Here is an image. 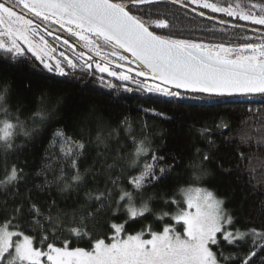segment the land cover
<instances>
[{"label": "snow or ice", "instance_id": "6c2138e0", "mask_svg": "<svg viewBox=\"0 0 264 264\" xmlns=\"http://www.w3.org/2000/svg\"><path fill=\"white\" fill-rule=\"evenodd\" d=\"M159 0H0V52L13 60L28 53L48 73L68 76L69 69L107 73L120 81H133L141 93L155 94L177 100H214L224 97H264V0H234L226 4L212 0H170L172 4H195L212 13H222L254 26L255 37H239V44L205 43L192 39L175 38L156 29L169 27L166 19H147L141 5ZM195 10V9H193ZM204 16L203 11L198 13ZM212 19V17H208ZM221 24L229 23L221 19ZM233 28L245 26L232 24ZM72 37L87 51L77 52V63L60 52L57 59L54 47L45 38L53 37L73 52L76 44L56 33ZM66 62V63H65ZM135 65V68L131 65ZM111 65L121 71H115ZM135 73V76L131 73ZM94 74V73H93ZM142 77L143 79H137ZM103 82V77L100 78ZM108 87H115L110 82ZM125 91H133L125 88ZM9 89L0 90V153L5 156V175L0 179V191L14 201L19 196L18 185L24 179L23 168L7 166V155L22 145L15 143L23 134L31 140L38 128H25L20 110L14 113L8 103ZM202 94L192 96L191 94ZM43 104L44 97L41 98ZM153 115L171 119L154 109ZM241 123L248 125L254 117L264 129V114L253 112ZM49 113L41 107L30 119L43 124ZM147 125L145 124V127ZM230 127L219 120L215 128L221 132ZM131 132L130 118L125 116L117 128L108 134L119 135V129ZM207 137L210 147L215 145L212 129H198ZM131 154L107 163L103 152L100 168L81 171L79 159L87 143L107 148L102 128L94 140L75 139L63 129H56L48 148L41 158V167L35 176H43L42 184L35 187L41 192L52 188L65 200L75 195L81 202L75 208H61L55 198H49L42 208L31 195L9 206L7 199L0 201V264H253L254 258L264 264V226L237 227L236 217L225 207V201L205 187L180 186L170 193H161V207L154 208L155 195H146V189L160 184L173 170L163 155L150 147L145 136L137 140ZM231 141L232 137H225ZM264 148V134L259 137L243 135L236 149L239 163L254 189H264V164L253 165V154L241 147ZM150 154V156H149ZM149 157L141 163L142 158ZM192 181L199 182L207 171L202 167L210 159L207 151L196 149ZM248 161V163H244ZM120 167L121 174L111 170ZM139 169L136 174L123 173L125 169ZM231 171V169H225ZM48 173H52L51 179ZM95 173L92 187L85 177ZM105 175L103 187L96 176ZM259 177V179H258ZM127 185V186H125ZM14 189V191H9ZM31 192V190H29ZM264 206V201H261ZM97 218L104 219L106 231L97 234ZM139 224V230L129 231L130 224ZM92 224V227L89 225ZM250 240V251L225 253L223 245L239 248V243ZM86 241L87 247L73 246Z\"/></svg>", "mask_w": 264, "mask_h": 264}, {"label": "trees", "instance_id": "16d2710c", "mask_svg": "<svg viewBox=\"0 0 264 264\" xmlns=\"http://www.w3.org/2000/svg\"><path fill=\"white\" fill-rule=\"evenodd\" d=\"M212 2L226 4L234 0H212ZM140 7L143 10L141 14L145 15L146 19L150 16L151 19L160 18L168 21L169 27L156 29L158 33L198 42L239 44L244 42L239 37L244 35L255 37L256 33L251 32L249 28L259 27L227 17L222 13H212L209 9H200L195 4H188L187 7L197 12L203 11L205 16L212 17L214 20L228 21L229 23H225L227 25L232 26L238 23L245 27L243 29L223 27L172 4L170 0H159L157 3ZM60 36L76 44V51L71 53V49L63 45L62 41L52 37L54 42L48 41L49 46L56 49L53 55L62 60L59 53L63 51L68 57L80 63L77 55L74 54L87 50L81 48L74 38L68 37L65 33L61 32ZM131 67L135 68V65ZM66 71L71 74L61 76L48 73L38 61L28 55L13 60L11 56H5L0 52V90L5 86L8 87V103L14 113L17 109L20 110V119L24 121L26 130L38 128V134L31 140L23 134L18 135L15 143L22 147L15 153L7 155V166L10 168L12 164H16L23 168L25 176L18 185L19 196L15 201L3 191H0V201L7 199L9 206H12L14 202L18 203L20 199L31 195L42 208L50 197L55 198L61 208L77 207L81 201L75 195L65 200L55 188H52L50 192L39 191L35 186L42 184L44 178L35 176V173L41 167V158L56 129H63L67 135L87 142L94 140L98 128H102L104 136L107 137V148L104 145L98 147L95 143H87L86 150L79 159L81 171L87 168L98 170L101 164V158L98 156L100 152L104 153L107 163H112L115 159L119 164H125V161L119 158L134 151V145L129 137L134 136L137 140H141L147 136L150 147L156 149L159 155L165 156L166 162L173 165L171 173L160 184L146 189V195L157 197L152 201L154 208L161 207V193H170L180 186L205 187L224 199L225 207L238 221L237 227L243 229L250 226H264V206L261 204V201H264V189L252 187L247 179V173L243 171L244 164H240L239 168L236 167L239 163L236 149L240 146V137L243 135L259 137L264 134V129L256 130L260 128L256 117L248 125L241 123L250 115L249 109L253 112L259 110L260 114H264V97L255 100L192 98L177 100L141 93L136 90V86L93 70L66 67ZM101 77H105L107 81L101 82ZM109 82L115 87H108ZM125 88H131L133 91H125ZM42 96L43 104L40 99ZM41 107L50 114L49 118L43 124L38 120L34 124L30 117ZM144 109H154L165 113L171 119L155 116L152 111L145 112ZM125 116L130 118L131 132L120 128L118 136L113 133L109 137L108 134L117 128ZM221 119L226 120L230 125L223 132L215 128L216 123ZM202 127L212 129V139L215 141L213 147L208 145L207 137L201 136L198 131ZM227 136H231L232 140H226ZM197 148L202 152H209L210 159L204 161L202 165L208 174L199 182L193 183L194 169L191 165L193 162L199 163L196 159ZM241 150L246 154H253L254 166L259 167L264 164V148L257 149L253 144L250 148L243 146ZM146 159L149 157L142 158L141 163ZM225 169H231V171H225ZM138 171L139 169L126 168L123 174L127 176L136 174ZM111 174H121L120 167L113 168ZM4 175L5 156L0 153V179ZM94 175L95 173H92L85 177L87 187L81 189L80 197L87 188L92 187ZM48 177L51 179L52 173H48ZM96 180L103 187L105 175L96 176ZM2 218L3 213L0 212V219ZM97 220L98 222L95 223L97 234L103 235L106 231V222L102 218ZM92 226V224L89 225V227ZM139 227V224L132 223L128 230L136 231ZM238 243L239 248L223 245L225 253L239 252L244 255L250 251V240ZM73 246L87 247L88 245L86 241H80ZM253 264H259V259L254 258Z\"/></svg>", "mask_w": 264, "mask_h": 264}, {"label": "water", "instance_id": "95a60500", "mask_svg": "<svg viewBox=\"0 0 264 264\" xmlns=\"http://www.w3.org/2000/svg\"><path fill=\"white\" fill-rule=\"evenodd\" d=\"M175 5H177V6L181 7V8H184V9H186V10H188V11H190V12H192V13L198 15V16H200V15L198 14L199 12L193 10V9L190 8V7H184V6H182L181 4H175ZM200 17L203 18V19H205V20H208V21H213L214 23H216V24H218V25H221V26H223V27H232V26L227 25V24H221V23H219V21H217V20L209 19V18H208L207 16H205V15H204V16H200ZM249 30H250V28H249ZM111 67H112L113 69H115V70L121 71V69L116 68L115 65H111ZM131 75L135 76V73L133 72V73H131ZM137 79H143V78H142V77H137ZM191 95H192V96H200V95H202V94L197 93V94H191ZM259 98H261V96L256 95V96H253V97L233 96V97H224V98H219V99H252V100H255V99H259Z\"/></svg>", "mask_w": 264, "mask_h": 264}, {"label": "rangeland", "instance_id": "374dc122", "mask_svg": "<svg viewBox=\"0 0 264 264\" xmlns=\"http://www.w3.org/2000/svg\"><path fill=\"white\" fill-rule=\"evenodd\" d=\"M71 53H73V51L71 50ZM77 53H75L74 55H76ZM73 55V54H72ZM73 55V56H74ZM75 58H76V56H74ZM90 70H93V71H96L95 70V66L93 65V68L92 69H90ZM116 71V70H115ZM97 73H99L98 71H96ZM99 74H103V75H107V73H99ZM108 76V75H107ZM111 77V76H110ZM112 78H114V79H117V78H115V77H112ZM103 80H105V81H107V79L104 77L103 78ZM118 80V79H117ZM120 81V80H119ZM121 82H123V83H128V84H130V85H133V86H136V84L133 82V81H121ZM151 95H155V94H151ZM155 96H159V95H155ZM160 97V96H159ZM161 97H164V96H161Z\"/></svg>", "mask_w": 264, "mask_h": 264}, {"label": "flooded vegetation", "instance_id": "af4514ba", "mask_svg": "<svg viewBox=\"0 0 264 264\" xmlns=\"http://www.w3.org/2000/svg\"><path fill=\"white\" fill-rule=\"evenodd\" d=\"M60 33H61V32L56 33V34H57V35H60ZM45 38H46L47 40H51L52 42H54V40L51 39L52 37H48V36H46ZM53 54H54V53H53ZM27 55L30 56V57H32L30 53H28ZM32 58H34V57H32ZM34 59H35V58H34Z\"/></svg>", "mask_w": 264, "mask_h": 264}]
</instances>
